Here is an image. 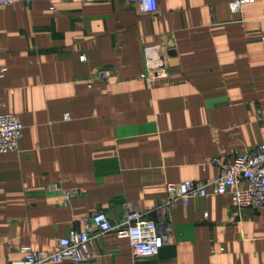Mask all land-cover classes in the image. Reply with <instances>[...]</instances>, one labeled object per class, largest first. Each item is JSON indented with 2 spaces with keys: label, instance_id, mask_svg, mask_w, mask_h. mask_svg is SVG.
<instances>
[{
  "label": "crops",
  "instance_id": "1",
  "mask_svg": "<svg viewBox=\"0 0 264 264\" xmlns=\"http://www.w3.org/2000/svg\"><path fill=\"white\" fill-rule=\"evenodd\" d=\"M158 1L146 15L126 0L0 7V112L23 125L0 154V264L52 248L85 216L119 220L125 201L169 218L174 243L135 261L109 233L95 259L46 264H264V207L237 210L229 194L157 207L166 183L212 179L211 159L264 143V0ZM158 44L168 77L148 81L143 51ZM99 67L110 77L90 80Z\"/></svg>",
  "mask_w": 264,
  "mask_h": 264
},
{
  "label": "built area",
  "instance_id": "2",
  "mask_svg": "<svg viewBox=\"0 0 264 264\" xmlns=\"http://www.w3.org/2000/svg\"><path fill=\"white\" fill-rule=\"evenodd\" d=\"M35 0H0V7L9 6L16 2H31ZM50 3L59 0H45ZM140 15L158 12V0H126ZM243 2L236 1L231 7L238 11ZM145 70L141 77L148 81L154 77H168L169 63L165 56V45L158 44L146 47L143 51ZM85 60V57H81ZM0 67V78L5 72ZM109 69L99 67L91 73L90 80L105 81L110 77ZM2 91L0 90V103L3 106ZM258 121L264 122L259 116ZM23 125L18 117L12 113L0 112V154L15 151L22 136ZM215 165L217 176L205 181H181L166 183V196L157 207L169 213L177 204L182 202L185 206L190 199L205 197L209 194H229L233 207L237 210L245 207H264V143L244 152L236 153L231 160L222 161L218 157L210 160ZM50 191L60 189L55 183L47 185ZM85 194L84 189L76 188L64 190L67 201L73 197ZM122 215L117 221H112L104 211L85 216L82 219V231L70 230L69 234L56 239L52 248L48 250H35L25 245L20 249L21 258L7 261L6 264H46L71 261L79 263L98 257L93 249V241L113 233L119 238L128 239L132 257L137 259L157 254L165 245L174 243V236L169 218L159 221L149 219L133 203L125 201L121 205Z\"/></svg>",
  "mask_w": 264,
  "mask_h": 264
}]
</instances>
